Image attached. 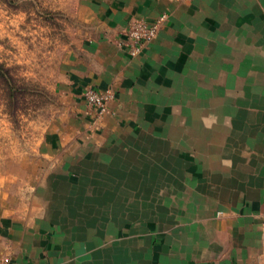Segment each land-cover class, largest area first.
<instances>
[{
	"label": "crops",
	"instance_id": "obj_1",
	"mask_svg": "<svg viewBox=\"0 0 264 264\" xmlns=\"http://www.w3.org/2000/svg\"><path fill=\"white\" fill-rule=\"evenodd\" d=\"M165 18L134 56L136 17ZM37 179H0V264H264V0H88ZM85 85L110 89L96 116Z\"/></svg>",
	"mask_w": 264,
	"mask_h": 264
},
{
	"label": "rangeland",
	"instance_id": "obj_2",
	"mask_svg": "<svg viewBox=\"0 0 264 264\" xmlns=\"http://www.w3.org/2000/svg\"><path fill=\"white\" fill-rule=\"evenodd\" d=\"M88 0H0V179H37L38 144L66 107L56 92L68 51L90 33Z\"/></svg>",
	"mask_w": 264,
	"mask_h": 264
},
{
	"label": "built area",
	"instance_id": "obj_3",
	"mask_svg": "<svg viewBox=\"0 0 264 264\" xmlns=\"http://www.w3.org/2000/svg\"><path fill=\"white\" fill-rule=\"evenodd\" d=\"M165 13H160L155 19L148 21L143 17L129 20L124 27V37L120 45L125 52L134 56L138 54L144 44L149 42L155 35L159 24L165 18ZM84 102L90 106L99 117L106 109V104L112 96L110 89H97L85 85L81 91Z\"/></svg>",
	"mask_w": 264,
	"mask_h": 264
}]
</instances>
